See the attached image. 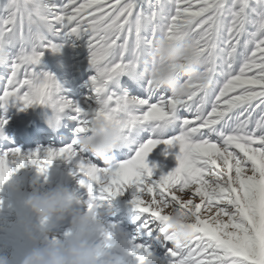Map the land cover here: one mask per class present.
<instances>
[{"label": "snow or ice", "instance_id": "snow-or-ice-1", "mask_svg": "<svg viewBox=\"0 0 264 264\" xmlns=\"http://www.w3.org/2000/svg\"><path fill=\"white\" fill-rule=\"evenodd\" d=\"M4 9L0 63L7 61L9 47L18 52L0 106L47 105L57 117L70 109L77 114V133L86 130L100 106L127 108L136 126L170 134L147 140L132 158L113 167L81 161L80 183L89 194L116 197L132 189V204L158 223L159 213L150 207L157 200L188 209L194 238L182 251L168 249L161 264H264V0H60L59 6L53 0H8ZM65 34L89 37L97 105L91 112L57 98L55 77L33 70L45 50H61L55 40ZM164 36L187 39L198 49L208 86L183 101L162 97L133 114L130 106L147 101L108 94L107 85L145 71L151 45ZM179 111L186 114L180 121ZM5 123L0 121V128ZM161 143L179 148L178 167L166 175H157L147 163ZM76 156L73 147L48 149L43 159L15 149L0 157V183L26 161L45 173L53 160ZM142 228L151 235L147 222Z\"/></svg>", "mask_w": 264, "mask_h": 264}, {"label": "clouds", "instance_id": "clouds-1", "mask_svg": "<svg viewBox=\"0 0 264 264\" xmlns=\"http://www.w3.org/2000/svg\"><path fill=\"white\" fill-rule=\"evenodd\" d=\"M40 55L41 62L43 53ZM149 59L148 68L139 75L148 79L149 87L165 89L177 101H183L194 89L208 86L202 55L187 39L161 37L151 45ZM135 126L127 108L116 111L102 105L94 111L86 130L77 134L75 145L79 151L113 167L110 155L121 146L125 133ZM22 167L13 168L0 187ZM31 188L23 206L34 218V222L24 225V233L33 247L19 264H161L150 246L136 248L117 226L103 225L105 217L111 214V200L115 197L100 198L87 192L85 200L67 187L50 188L47 179L39 178L32 181ZM150 207L159 213L156 218L165 241L177 251L186 248L194 238L193 214L159 200ZM64 222L69 229L63 238H57L55 230ZM0 264L11 261L0 255Z\"/></svg>", "mask_w": 264, "mask_h": 264}, {"label": "rangeland", "instance_id": "rangeland-1", "mask_svg": "<svg viewBox=\"0 0 264 264\" xmlns=\"http://www.w3.org/2000/svg\"><path fill=\"white\" fill-rule=\"evenodd\" d=\"M8 0H0V16L7 15V12L4 9V6L7 4ZM60 0H53V3L59 6ZM88 39L89 37L84 34L80 37L75 35H63L62 37H57L55 42L59 45H62L61 50L53 54L49 50H45L43 53L42 61L34 67V72L36 73H45L47 72V68L43 67L45 62L54 61L58 63L64 71V79H65V89L70 90V100L74 104H79L81 108H83L86 112H89L92 109L88 108L87 105H93L96 107V100L93 86L91 84V78L96 74L95 69L92 68L89 64L90 52L88 48ZM8 59L9 64L6 66L5 75L3 76V81L1 82L0 95L3 94L4 85L6 84L7 79L10 77L12 72V64L13 60L18 52V48H8ZM27 52L30 54L31 49H27ZM53 64V63H48ZM49 70L52 67H48ZM53 70V69H52ZM54 71V70H53ZM140 70H138L139 72ZM55 74H57L54 71ZM139 74V73H138ZM128 74L121 75L123 77ZM139 76V85L132 99H139L147 101L146 105H133L132 113L139 115L147 110L148 105L157 104L160 102L161 98H171V94L165 89L154 90L149 88V82L146 77ZM113 80L111 84H109V89L111 94L114 91L112 90L114 87L117 88L118 80ZM0 75V80H1ZM137 80L135 81V84ZM126 85V84H125ZM125 85L122 84V88L120 92H124L127 95L128 90L125 89ZM131 86H134L132 83ZM135 90V89H134ZM135 92V91H134ZM78 93H80L78 95ZM131 94V93H130ZM121 94H119L120 97ZM64 99L68 101L67 94H65ZM94 102V103H92ZM15 108V110H24V106L22 104H9ZM130 107V110H131ZM28 108V107H27ZM1 110V107H0ZM32 114L33 109L29 107ZM3 110L1 113V118L6 119L7 116H4ZM73 115V114H72ZM185 113L183 111H179L176 113V119L178 121L183 120L185 118ZM75 117V116H74ZM72 119L76 124V117ZM23 123H28L30 120H21ZM25 121V122H24ZM73 121V123H74ZM11 125V119L6 120V123L3 125L0 130L1 135H6L8 138H12V132L15 125L12 126L11 133H7L6 130ZM79 124L71 129L73 131L70 135L71 141L69 145L74 146V151H76L77 156L71 159L60 157L55 159L52 165L48 168L47 172L40 173L38 170V165L31 163V161H26L24 166L15 172L12 180L6 183L3 187H0V255H6L9 257L11 264H19V261L23 258L26 252H28L33 244L29 240L28 243L23 239L22 234V223L23 220L28 215V210L24 208L23 201L27 197V195L32 191L31 183L33 180L39 178L41 181L47 179L48 187L54 188L56 186L67 187L70 191H75L85 200L87 199L88 193L87 189L83 187L80 181L83 179L82 174L79 172L78 164L83 161L91 163L92 165H98L99 167H105L100 165L99 162L94 161V159H88L86 153L81 152L75 145V141L77 139V128ZM141 127V126H140ZM142 127L146 128L144 130V140L143 142L134 148L132 154L129 158H132L136 151L147 142L149 139H160L165 140L170 138V134L166 133L169 136L163 134H155L153 132V128L151 125H142ZM139 130V134H135L133 138L132 146L142 141L141 133L142 130ZM140 135V137H139ZM49 141H46L45 144L49 145ZM68 145V144H67ZM66 147V146H65ZM63 146V148H65ZM17 147H13L12 150H15ZM62 148V147H61ZM59 151L60 149H55ZM22 152V151H21ZM79 152V153H78ZM10 153V152H8ZM46 152L38 153L40 158L43 159V156ZM179 153L178 146H174L172 148H167L166 145L161 143L159 144L152 153L147 157V163L149 167L155 166L156 174H168L170 171H173L176 167H178V161L176 160V155ZM83 154L84 156H82ZM5 154L0 153V157ZM21 155L28 156V154L22 153ZM81 155V156H80ZM128 154H123L119 157H127ZM63 159V160H62ZM126 158H121L117 160L112 166L118 165L119 163L125 162ZM96 166V167H98ZM119 199L132 202L133 193L132 189L126 190L122 195L116 196L111 200V214L105 217L103 221V225L105 227H109L111 225L117 226L124 234H126L127 238L133 242V244H146L149 245L152 250L155 251L156 255L163 260L168 249L172 247L170 243L165 241L164 236L160 232V225L156 220L153 219L152 216H142L138 215L135 212L129 213L123 210V208L117 206V202ZM34 222V218L32 220ZM147 222L149 229H151V235H147L145 230L142 228ZM152 222V223H151ZM69 224L64 222L55 230V234L57 238H63L64 234L68 231ZM140 229L138 232L137 230ZM93 242H95V238H93Z\"/></svg>", "mask_w": 264, "mask_h": 264}, {"label": "bare ground", "instance_id": "bare-ground-1", "mask_svg": "<svg viewBox=\"0 0 264 264\" xmlns=\"http://www.w3.org/2000/svg\"><path fill=\"white\" fill-rule=\"evenodd\" d=\"M46 67H52V64H47ZM45 73H48V74H51L55 77H57V74L54 73V71L52 69L49 70V68H47V72ZM122 78L123 77H120V79L118 80V86L117 88H113L112 90L114 91L113 93H115L116 96L119 97V94H121L120 90L122 88V86H119L120 85V82L122 81ZM135 81L136 80H133V84L135 85ZM124 85V84H123ZM68 93V91L66 92V94ZM65 93L64 92H60L58 94V92H56V97L57 98H62L64 99V96ZM65 100V99H64ZM45 105H42V106H33L32 109H33V113L34 115L38 114L40 111H44V108ZM131 107V106H130ZM130 107H129V110H130ZM131 111V110H130ZM72 116L71 115V120H70V123H69V127H70V132H71V129L74 127L75 125V121L72 119ZM74 121V123H73ZM19 123L23 124L22 121H20ZM29 123V122H28ZM16 128V125L14 126L13 128V131L14 129ZM3 131V130H2ZM139 130H137L132 137H135L134 135L135 134H139L138 132ZM13 133V132H12ZM141 133V132H140ZM169 134V133H168ZM1 135V134H0ZM3 137H0V138H5V139H8L6 140L8 142V144H4L3 141L0 140V153L2 154H7L8 152H11L13 151L12 148L13 147H17L16 149H19L20 150V153H24V154H30V153H43V152H46L48 149H63V146L65 147H72L71 145H69L70 141H71V138H70V135L68 134L63 140H59V141H56L54 142V144L51 142L52 140H48L50 143L49 145L48 144H45L46 142L45 141H42V142H35L32 147H27V146H22L20 144H18L15 139L13 138V135H12V138H8V136L6 135H1ZM140 137V135H139ZM68 144V145H67ZM62 147V148H61ZM22 151V152H21ZM4 156V155H3ZM86 156H88V159H94V161L96 162H99L100 165H103V166H106L104 165L102 162L98 161L97 159H95L90 153H86ZM119 156H122V155H118L116 157H119ZM2 157V156H1ZM63 160V159H62ZM153 218V217H152ZM151 220H155V218L151 219ZM152 223V222H151Z\"/></svg>", "mask_w": 264, "mask_h": 264}]
</instances>
